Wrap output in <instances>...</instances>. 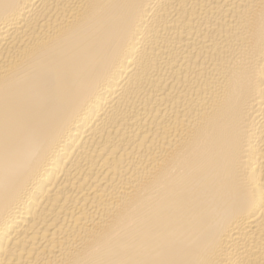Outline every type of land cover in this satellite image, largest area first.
Listing matches in <instances>:
<instances>
[{
  "label": "bare ground",
  "instance_id": "bare-ground-1",
  "mask_svg": "<svg viewBox=\"0 0 264 264\" xmlns=\"http://www.w3.org/2000/svg\"><path fill=\"white\" fill-rule=\"evenodd\" d=\"M0 264H264V0H0Z\"/></svg>",
  "mask_w": 264,
  "mask_h": 264
}]
</instances>
